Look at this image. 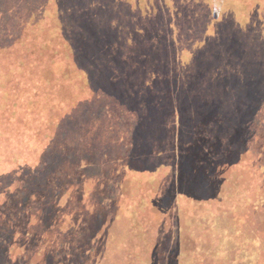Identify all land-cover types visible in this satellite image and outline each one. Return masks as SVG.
I'll list each match as a JSON object with an SVG mask.
<instances>
[{"label": "rangeland", "instance_id": "374dc122", "mask_svg": "<svg viewBox=\"0 0 264 264\" xmlns=\"http://www.w3.org/2000/svg\"><path fill=\"white\" fill-rule=\"evenodd\" d=\"M73 3L0 0V264H264V94L255 107L242 94L254 109L240 134L189 119L216 85L192 88L206 58L240 86L249 63L264 72V0ZM51 14L72 45L59 65L78 72L39 55ZM128 15L142 34L112 29ZM90 17L108 39L81 57ZM71 88L76 105L51 115Z\"/></svg>", "mask_w": 264, "mask_h": 264}, {"label": "trees", "instance_id": "16d2710c", "mask_svg": "<svg viewBox=\"0 0 264 264\" xmlns=\"http://www.w3.org/2000/svg\"><path fill=\"white\" fill-rule=\"evenodd\" d=\"M87 1H89V3ZM101 1L106 2V3L112 2L117 7H122L124 5V2H125V0H101ZM91 2H92V0H78V4H81V5L91 4ZM142 2H146V0H142ZM73 4H74L73 8L76 9L78 4H75V3H73ZM153 5L155 6V8H157V9L159 8L158 4L154 3ZM98 6H99V8H101L102 10H105V11H107L106 10V8H107L108 12L111 10V8H109V6H105V4L103 5L100 3V4H98ZM139 6L146 8V6H144L142 3H140ZM89 7L90 6H88V8L86 9L87 11H90ZM90 12H88V14H90ZM154 13H155L156 17L158 18V20L160 21V19H161L160 10H159V12L155 10ZM48 18H50L51 20L54 19V20H52V23H45V24L41 23V25H39V27L37 29H35V31L33 32V36L35 38L37 46L40 44V46H38L39 55H41V56L45 55L47 57V59L51 63L54 64L55 68H57L56 70H60L59 74H65V73L68 74L70 71L78 72L77 66H74V65L72 66L71 63H69V64L68 63L67 64L62 63V65H59V61L61 59L60 57H62L63 53L66 52V45H69V39H65L63 34L59 33L55 29H53V27L56 28L55 26H57L53 22H57L56 20H58L60 18L56 15H53V14L48 15ZM123 19L125 22L124 23L125 26H127L126 30H123V28H121V25H119V26L111 25L113 27L112 29L115 28L114 29L115 32L117 31L121 34H122V32H124V35H123L124 37H125V32H126L127 38H128V36H129V38H133V36L130 35V33L134 34L136 32L138 34H142V30H141L142 27L139 25L140 31L137 29L138 28L137 22L134 18H132L131 15L130 16L128 15ZM46 20H47V18H46ZM91 21H92V18L90 17L88 26L92 27V28H90V30L87 32L88 35L83 34L84 36H82V37L75 36V40L77 41L76 44L78 45V43H80L82 48H84V50H76L75 51V52L81 51L80 54H78L81 57L87 56V55H84V52L89 53L88 49L91 48V46H93V47L96 46L94 44L95 39H100L99 40L100 43L104 42V41H102L103 38L106 37L108 39V37L105 35L102 36L103 38L101 37V35H98L97 29L94 28V26L92 25L93 23H91ZM49 26H52V27H49ZM145 31L146 30H144V32ZM96 34H97V37H96ZM145 35H146V37H150L151 34L148 31H146ZM141 38H142V36H141ZM163 38L165 39L167 37L164 36ZM161 40H162V37H161ZM78 41H80V42H78ZM69 46H72V45H69ZM165 48H166V45H165ZM71 52L74 54V47H72V49L69 50L67 53H71ZM234 54L236 56L239 55L237 52H234ZM88 55H90V54H88ZM204 55H205V53L202 54V56H204ZM74 56H75V54H74ZM202 64H203V66L201 65L202 67H204L205 69L211 70V74H210V72H208V74H206V73L203 74V72H201V70H199L196 73V76L194 77L196 85L194 87H192L193 90L195 88L199 87L200 81H204V82L208 81V83H214L216 81V85H215V87L214 86L211 87L212 92L210 90L209 96L207 95V92L205 93V95L208 97L203 96L201 92H199V94L196 93V94L200 95L199 97H201V101L204 102V104H205L204 107L206 109L204 111H198L199 109H196L195 112L198 111L197 116L193 117L190 115L189 119L190 120L194 119L195 123H197V122L200 123V122L207 120L206 123H211L212 125H214L215 129L217 131L224 132L225 130L226 131L231 130V132L233 131L236 134H240L244 129L248 128V126H247V124L249 123L248 118L249 117L251 118V115L253 113L252 110L254 109L252 107H255L256 104L258 102H260L261 94H264V72H262V69L260 68V66L257 65L256 62H255V65L249 63L248 65L250 66V69L249 70L246 69L245 71H243V75L240 77V78H242L241 79L242 85L240 86L239 84H235L234 81L231 79V77L229 78V76L232 75L231 70H228L227 68L213 69V67H214V66H212L213 63L210 62L208 58H206ZM91 70H93V69H91ZM236 75H237V73H236ZM240 78H238V75H237L236 81L239 82ZM198 80H199V82H198ZM10 82H11V78L7 79L6 82L4 81L0 85L1 86H7ZM159 82H160V85L158 86V88H160V87H162V88L166 87L169 89L171 88L170 87V78L168 77V75L166 73ZM176 83L179 84L177 81H176ZM256 84H258V86L261 87V90L259 89V87ZM24 85L25 84H23V86H21L20 88H23ZM67 85L70 86L69 83ZM12 86H10V87H12ZM181 88H183L182 89L183 91L185 90L183 85ZM17 89L16 90L12 89L13 92H11L10 96H13V93L16 92ZM258 90H260L261 92H259ZM223 93L227 97L226 101L224 99H221V102H218V100L223 97ZM233 94L236 95V98L232 97ZM238 94H239V98L237 96ZM242 94L248 98L249 103L252 105V107H250L249 106L250 104H248L247 102L246 103L244 102V98L242 97ZM192 95L193 94H191V96L189 98L187 97V101H185V105L190 104V99H191ZM77 96H79V95L77 93H73L72 88H71V91L63 92L60 96V100H59V98H57V99L52 101L50 114L55 115L57 118V116H60L63 113V111H66V110L70 111L72 109L71 106L73 104H75L76 101L79 100V99H77L78 98ZM156 99L157 98H153V99H151V101L156 100ZM207 99H209V100H207ZM58 101L60 102L61 106L60 107L54 106L55 104H59ZM62 101H63V104H62ZM183 101L181 98L180 103L183 104L184 103ZM152 103L154 105L151 104L152 105L151 107L153 110L151 112L150 119H151V117L153 118V116H155L156 113L159 111V109L156 108V105H155L156 102L152 101ZM66 105H68V106L66 107ZM53 107H54V110H53ZM219 111H223V112L226 111V116L223 120L217 119V113ZM209 118L210 119L214 118V119L210 120ZM61 120H62V118H61ZM228 120H230V123L228 122ZM135 134H136L135 136L142 137V135H144V134L149 135L150 133H149L148 129H145V127L142 126V127H139L137 129ZM133 169L135 171L136 168L134 167ZM135 183L136 182L133 181V184H135ZM85 200L86 199H84L83 201H85ZM202 200L203 201L206 200L205 204L210 203V200H208L207 198H202ZM216 202H219V200H217ZM216 202H215V204H214V202H212L213 204H211L210 206L205 205L204 209H208V210L213 211L215 209ZM232 218H235V219L239 218L240 219V217H237L236 215H233V214H232Z\"/></svg>", "mask_w": 264, "mask_h": 264}]
</instances>
